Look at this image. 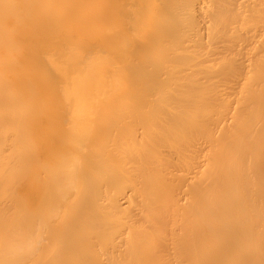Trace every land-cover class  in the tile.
Segmentation results:
<instances>
[{"label":"bare ground","instance_id":"6f19581e","mask_svg":"<svg viewBox=\"0 0 264 264\" xmlns=\"http://www.w3.org/2000/svg\"><path fill=\"white\" fill-rule=\"evenodd\" d=\"M258 8L264 0H0V264H127L145 246L146 262L180 250L204 254L199 264H264ZM123 130L188 133L162 155L163 177L146 166L137 184L121 181L129 196L108 176L136 158ZM104 138L119 162L101 155ZM105 213L129 222L108 246L89 228Z\"/></svg>","mask_w":264,"mask_h":264},{"label":"rangeland","instance_id":"374dc122","mask_svg":"<svg viewBox=\"0 0 264 264\" xmlns=\"http://www.w3.org/2000/svg\"><path fill=\"white\" fill-rule=\"evenodd\" d=\"M259 9V8H258ZM261 10V11H260ZM260 11V12H259ZM259 11H257L258 13H261L263 16H264V14H263V12H264V10H263V12H262V9H259ZM256 11L253 13L254 15H257L258 13H257ZM255 13H257V14H255ZM260 14V15H261ZM263 16H261V17H263ZM257 17H259L258 15H257ZM260 18V17H259ZM201 20V19H200ZM200 24H201V22H200ZM203 24V23H202ZM66 121H68V120H66ZM66 121H65V123H66ZM54 122H56V121H54ZM70 123V122H69ZM57 124H59L58 122H57ZM60 124H63V126H67V128H68V126L70 125H67L68 124V122L64 125V122H62V123H60ZM107 124V123H106ZM54 125H56V124H54ZM131 127V126H130ZM66 128V127H65ZM123 132H125L124 133V139H123V136H122V134L121 135H119V137H117V138H120V141H119V139H117L116 138V135H114V137H115V139H114V137L112 138V136H111V138L108 140V139H102L101 140V143H102V148H104L105 146L103 145V142L105 143V141L106 140H108L109 142H110V144L111 143H115V145H117V141H119L121 144L123 143L122 141H121V139L122 140H124V143L123 144H126L127 145V143H129L128 145L131 147V149H132V151L134 152L133 154H135L136 155V158L138 157V155H140V154H142L143 153V151L145 152V155L143 156L142 155V157H141V155L136 159L135 157V160L134 161H136V160H138V161H136L135 163H130V165H128V162H127V160H124L123 161V164L121 165V170L118 172V171H115L114 169H111L110 170V173H109V175L108 176H110V174H112V176L113 175H115L116 176V178L119 180V185L121 184V186H118V188H116L113 192H116V191H118V193L120 192H122V194H126L127 192L126 191H128L127 189L125 190V192L124 191H121L122 190V185L124 186V189H125V185L126 186H131V181L132 180H134L135 178H134V174L135 173H137L138 172V169L140 170V169H143L144 167H150L151 168V171H152V173H156V174H159V175H161V177H163V174L161 173V172H159L158 171V164H159V162L161 161V157H162V155L165 153V154H167V152H169L170 151V149L172 148V149H174L176 146H179V144H181L182 143V141H184V138H186L188 135V133H182L184 136H183V140H182V138H178L179 136H181L182 134H179V136L177 137V135L175 134V136L176 137H174V135H173V137L172 136H166V134H161V136H156V137H151V138H147V139H141L138 135V137L136 138L135 137V134H133L131 137L129 136V134H127L126 132L127 131H124L123 130ZM178 132V131H177ZM177 132H175V133H177ZM180 132V131H179ZM181 133V132H180ZM127 134V135H126ZM171 135V134H170ZM50 137L52 138V136L50 135ZM54 137H56L55 135H54ZM122 137V138H121ZM130 137V138H129ZM159 137V138H158ZM182 137V136H181ZM51 138H50V141L49 140H47V141H49V142H47L46 140H45V143H48V145L50 144V146H52V145H54V150H56L57 149V151L60 149V148H58L57 147V145H59V140H58V142H56L57 141V139L55 140V138H54V140L55 141H52L51 140ZM46 139H49V137L48 138H46ZM125 139H129L128 141H126L125 142ZM179 139V140H178ZM180 140H182V141H180ZM41 143H42V140H39ZM131 141V142H130ZM53 142H55V143H53ZM98 142H100V140H98ZM40 143V144H41ZM52 144V145H51ZM42 145H43V143H42ZM45 145V144H44ZM47 145V144H46ZM125 145V146H126ZM41 146V145H40ZM40 146H39V148H40ZM98 147H100V143H99V146ZM52 149H53V147H51ZM115 148V147H114ZM113 148V149H114ZM53 150V152H55ZM110 151V155H112V149H110V150H107L106 148H104L103 149V151H102V156H107V155H109V152ZM112 151V152H111ZM139 151H142V153H140ZM105 152L106 153H108V154H105ZM136 152L138 153L139 152V154L137 155L136 154ZM103 154H105V155H103ZM100 156V155H99ZM104 157V159H105V161L107 162H109L110 161V159H112L111 157H106L105 158ZM118 157V155L115 153V158H113L112 160H115V161H113L112 162V160H111V162L112 163H117V162H119L118 161V159H117V161H116V158ZM141 157V158H140ZM101 161H103V157H98ZM109 158V159H108ZM107 159V160H106ZM140 161V162H139ZM143 161V162H142ZM117 172V173H116ZM155 174H152L151 175V178H153V176H154ZM111 177V176H110ZM134 178V179H133ZM121 181H122V183H121ZM135 181V184H137L136 183V179L134 180ZM134 181L132 182V186L134 185L133 183H134ZM130 184H129V183ZM120 188V189H119ZM127 188V187H126ZM110 191L111 192V195H112V191H111V189H110V187H108V189H107V191ZM130 190H131V188H130ZM109 192V193H110ZM129 192V191H128ZM131 192V191H130ZM117 193V192H116ZM117 193V194H118ZM119 193V194H120ZM118 194V195H119ZM110 195V194H109ZM108 195V193H107V196H109ZM121 195V194H120ZM127 195L129 196V193H127ZM113 196V195H112ZM111 196V197H112ZM109 199H110V196H109ZM106 201V203L109 201H107V199H102V201ZM144 200H150V199H144ZM152 200V199H151ZM102 201H100V203L102 202ZM103 201V202H104ZM102 202V203H103ZM102 203H101V205H102ZM106 203H105V206H106ZM107 205H108V203H107ZM104 206V205H103ZM104 206V207H105ZM104 207H103V209H104ZM108 208V207H107ZM106 208V209H107ZM97 212V211H96ZM114 214H110V215H108V214H104L103 216H100V215H96L95 216V219L91 222V224H90V227L89 228H91V229H96V230H98V232H99V235H100V240H101V242H100V244L103 246V245H106V246H108V245H110L111 244V241L110 240H112V237L114 236V232H111V230L112 229H116L117 231L118 230H120L121 232V234L123 235L126 231H127V229H126V227H128L129 226V222L126 220V218H121V217H119V222L120 223H122V226H119L118 227V221H117V219H118V217H115V216H113ZM123 216V215H122ZM152 242H154V241H152ZM149 243V242H148ZM151 244V243H150ZM147 246H145V247H143V249L141 250V254L142 255H145V254H147V259H148V256H150V254H149V251H152V249L151 250H149V248H146ZM145 248V249H144ZM154 248V247H153ZM195 248H197V251L199 252V251H201V249L200 248H202L201 246H200V244H197L196 246H194V249ZM178 249V248H177ZM194 249H191V251L193 250V251H196V249L194 250ZM204 249V251L206 250V248H203ZM202 249V250H203ZM154 251H155V249H154ZM190 250H188L187 249V252H191ZM143 252V253H142ZM182 252L184 253V255H185V251H180V250H178V251H168V252H164V253H162L161 254V256H156L155 258H153L152 260L150 259L148 262H146V261H144L142 258L144 257V258H146L145 256H142V258H140L141 256H139L138 254H140L137 250L133 253V254H131V256H130V259H127V264H199V262L196 260V259H198L199 260V258L201 259V257L204 255L202 252V256L201 257H199V258H197L199 255H198V253H197V257L196 256H193L196 252H191L193 255H190L189 254V258H191L192 256H193V258H191V259H188L187 258V255H186V257L182 254ZM187 252H186V254H187ZM201 253H200V255H201ZM205 254L207 253V251L206 252H204ZM210 253L212 254V256H213V252H211L210 251ZM209 252H208V254H210ZM215 253V252H214ZM182 254V255H181ZM101 255V254H100ZM179 255H181V256H183V258L182 257H180ZM216 255V254H215ZM215 255H214V258L213 259H216L215 258ZM137 256H139V259H137V260H143L142 262L141 261H139L140 263H138L137 262V260H136V257ZM191 256V257H190ZM205 256V255H204ZM152 257V256H151ZM196 257V258H195ZM208 256H206V259L208 260V258H207ZM103 258L105 259L106 258V260H107V257H103V256H101V258L100 257H98V255H97V258H94L93 260H91V261H89V263L88 264H99V263H101L100 261L101 260H103ZM138 258V257H137ZM205 258V257H204ZM204 258H203V260H204ZM130 262H129V261ZM194 260H196V262L194 261ZM210 260V259H209ZM217 260V259H216ZM105 261V260H104ZM200 261V260H199ZM103 262V261H102ZM213 262V261H212ZM125 264H126V262H124ZM201 263V262H200ZM204 263V262H203ZM203 263H201V264H203Z\"/></svg>","mask_w":264,"mask_h":264}]
</instances>
